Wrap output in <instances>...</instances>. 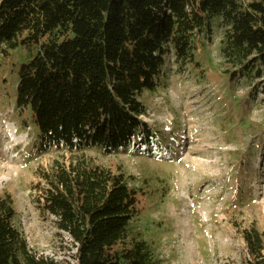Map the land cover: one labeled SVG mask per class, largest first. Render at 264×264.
I'll list each match as a JSON object with an SVG mask.
<instances>
[{"label":"trees","instance_id":"trees-1","mask_svg":"<svg viewBox=\"0 0 264 264\" xmlns=\"http://www.w3.org/2000/svg\"><path fill=\"white\" fill-rule=\"evenodd\" d=\"M214 18L226 29L221 53L235 69L230 83L254 73L264 92V0H0V58L26 55L11 101L36 126L32 151L69 154L36 169L31 194L39 215L71 241L74 264H162L127 232L145 192L70 154L158 152L164 137L141 120L142 98L164 89L170 58L180 72L195 66L194 39ZM16 215L10 197L1 198L0 264H58L30 250ZM232 226L243 264H264V234Z\"/></svg>","mask_w":264,"mask_h":264},{"label":"rangeland","instance_id":"rangeland-1","mask_svg":"<svg viewBox=\"0 0 264 264\" xmlns=\"http://www.w3.org/2000/svg\"><path fill=\"white\" fill-rule=\"evenodd\" d=\"M225 32L212 19L194 39L195 66L180 72L170 58L164 89L142 98L148 110L141 120L164 137L158 152L70 154L119 172L130 188L145 192L141 217L127 232L145 241L162 264H243L244 245L232 224L264 234V92L254 73L228 80L235 69L221 53ZM25 60L21 51L0 58V199L10 197L14 225L37 257L74 264L69 238L33 203L36 169L62 163L69 154L32 151L36 126L29 113L16 115L11 101L16 66Z\"/></svg>","mask_w":264,"mask_h":264}]
</instances>
